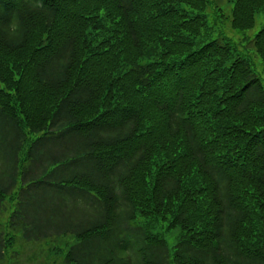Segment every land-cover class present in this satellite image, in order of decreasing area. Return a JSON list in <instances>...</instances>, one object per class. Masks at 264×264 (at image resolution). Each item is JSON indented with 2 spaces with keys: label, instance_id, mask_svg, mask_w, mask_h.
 <instances>
[{
  "label": "trees",
  "instance_id": "16d2710c",
  "mask_svg": "<svg viewBox=\"0 0 264 264\" xmlns=\"http://www.w3.org/2000/svg\"><path fill=\"white\" fill-rule=\"evenodd\" d=\"M217 3L0 0V264H264V26Z\"/></svg>",
  "mask_w": 264,
  "mask_h": 264
},
{
  "label": "rangeland",
  "instance_id": "374dc122",
  "mask_svg": "<svg viewBox=\"0 0 264 264\" xmlns=\"http://www.w3.org/2000/svg\"><path fill=\"white\" fill-rule=\"evenodd\" d=\"M219 6L223 8V11H225L227 20H224L223 22L217 24H214L213 22V9H209L210 18H209V24L212 25L215 28L216 33H221L224 36L230 38L233 40L234 43H237V45L242 46L245 45V41H242V38L245 36H252L254 35L258 30H260L264 26V21L259 16L256 17L255 25L253 28L247 30V31H237L230 27L229 19H230V10L228 11V8L230 9L231 5H226L225 0H218ZM212 12V14H211ZM254 61V67L259 76L261 77V81L264 88V66L260 62L259 58L253 59ZM5 216L2 215L0 219L4 221ZM164 238L166 239L167 245L172 248V246L176 243V238L173 234H166L164 235ZM74 242V238L72 237H63L54 239L51 238L46 241H42L39 243H33V242H24L20 238L16 242L15 250H17L20 255L18 256L17 260H14V263L16 264H64L62 263V254L60 252H54V248H59L63 251L65 249L66 244H72ZM12 261V263H13Z\"/></svg>",
  "mask_w": 264,
  "mask_h": 264
}]
</instances>
